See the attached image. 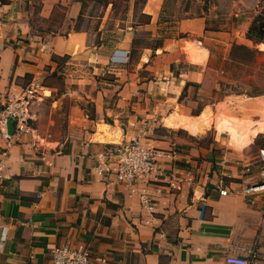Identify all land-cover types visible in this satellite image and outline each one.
Instances as JSON below:
<instances>
[{"label":"rangeland","instance_id":"1","mask_svg":"<svg viewBox=\"0 0 264 264\" xmlns=\"http://www.w3.org/2000/svg\"><path fill=\"white\" fill-rule=\"evenodd\" d=\"M79 1L76 26L87 28V48L56 62L30 60V72L15 79L23 147L63 152L93 126L101 141L134 138L174 151L177 182L189 188L205 177L228 182L222 173L264 147V34L246 36L264 0H150L153 14L146 0ZM35 6V29L63 22L62 8L44 19ZM194 48L206 59L192 60ZM206 104L211 110L192 118ZM176 109L188 116L165 124ZM245 140L249 146L235 152Z\"/></svg>","mask_w":264,"mask_h":264},{"label":"crops","instance_id":"2","mask_svg":"<svg viewBox=\"0 0 264 264\" xmlns=\"http://www.w3.org/2000/svg\"><path fill=\"white\" fill-rule=\"evenodd\" d=\"M149 1L145 10L153 14ZM36 3L44 19L62 8L63 22L35 29ZM80 7L79 0H0V264H51V248L64 244H81L111 264H232L230 254L264 264V190L243 191L264 180L258 152L222 173L228 182L212 176L181 186L178 162L164 160L162 175L130 185L97 171V154L115 143L95 139L93 126L71 137L66 151L42 155L23 147L14 119L8 132L15 79L30 72V60L56 62L87 48V28L76 26ZM142 192L153 198L152 209L141 203Z\"/></svg>","mask_w":264,"mask_h":264},{"label":"built area","instance_id":"3","mask_svg":"<svg viewBox=\"0 0 264 264\" xmlns=\"http://www.w3.org/2000/svg\"><path fill=\"white\" fill-rule=\"evenodd\" d=\"M7 114L14 119L15 129L22 132L27 129L25 118L21 116L18 107L8 109ZM176 153L172 150L159 148L151 144H144L134 138L122 140L119 143L107 145L103 153L97 154L98 163L96 169L116 181L135 185L138 181L149 178L155 179L162 175L161 164L164 160H173ZM258 160L264 163V147L259 148ZM152 175V176H151ZM173 174L170 175L168 184L172 188L176 186L171 182ZM264 190V180L248 184L243 188L245 193H259ZM227 189L222 187L219 193L225 194ZM143 206L152 209L153 198L149 193L139 194ZM51 264H111L105 255L92 256L83 245L69 246L59 245L51 248ZM225 260L232 264H247L249 259L238 255H226Z\"/></svg>","mask_w":264,"mask_h":264},{"label":"bare ground","instance_id":"4","mask_svg":"<svg viewBox=\"0 0 264 264\" xmlns=\"http://www.w3.org/2000/svg\"><path fill=\"white\" fill-rule=\"evenodd\" d=\"M188 55L192 60L195 61H200V60H205L206 59V51L204 49H199V48H194L188 51ZM262 96V95H261ZM264 98V96H262ZM257 103H259L260 101H262V98H257V100H255ZM211 106L206 104L204 105V107L202 108V110L198 113V115H192V118H199L200 116H204L206 115L207 112H209L211 110ZM188 115L181 113L179 110H174L169 114H166L162 120L164 121L165 124H171L172 121L174 119H181V118H185ZM97 135V133H95V136ZM249 141L250 140H245L242 141V143L240 144L239 148L233 147V150L237 153H242V150L246 147L249 146Z\"/></svg>","mask_w":264,"mask_h":264},{"label":"trees","instance_id":"5","mask_svg":"<svg viewBox=\"0 0 264 264\" xmlns=\"http://www.w3.org/2000/svg\"><path fill=\"white\" fill-rule=\"evenodd\" d=\"M263 34H264V13H259L256 15V17L252 20L251 24L247 28L246 36L250 38L254 37V35L262 37Z\"/></svg>","mask_w":264,"mask_h":264},{"label":"water","instance_id":"6","mask_svg":"<svg viewBox=\"0 0 264 264\" xmlns=\"http://www.w3.org/2000/svg\"><path fill=\"white\" fill-rule=\"evenodd\" d=\"M7 130L10 133L14 131V123L12 121V117L10 116L7 118Z\"/></svg>","mask_w":264,"mask_h":264}]
</instances>
